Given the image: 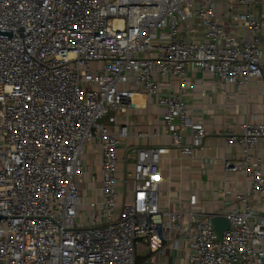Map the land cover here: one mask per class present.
<instances>
[{"label": "built area", "instance_id": "2783aa9c", "mask_svg": "<svg viewBox=\"0 0 264 264\" xmlns=\"http://www.w3.org/2000/svg\"><path fill=\"white\" fill-rule=\"evenodd\" d=\"M226 7L219 13L214 0H0V29L13 33L0 36V264H136L144 245L165 250L171 229L179 233L175 249L180 240L188 245V264H264V123L219 132L242 149L241 159H224L226 172L244 174L235 207L199 212L191 195L188 210L164 208L165 150L137 147L126 156L132 197L117 209L118 148L131 137L118 116L139 108L135 94L156 97L166 109V136L190 157L208 132L184 102L193 88L189 68L211 74L225 97L226 86L263 77L264 0ZM224 18L249 39L234 35ZM165 76L176 91L161 87L171 83ZM97 142L101 195L85 204V177L99 174L83 156ZM218 215L230 221L221 238L212 221Z\"/></svg>", "mask_w": 264, "mask_h": 264}, {"label": "crops", "instance_id": "0c3cea01", "mask_svg": "<svg viewBox=\"0 0 264 264\" xmlns=\"http://www.w3.org/2000/svg\"><path fill=\"white\" fill-rule=\"evenodd\" d=\"M219 13L227 12L228 0H214ZM223 22L230 31L241 40L249 39L246 28L231 23L227 18ZM264 55V36L261 46ZM188 79L193 88L184 98L185 105L195 119L204 122L208 132L203 147L196 149L190 157L181 154L179 148L172 145L170 137L166 136L163 115L166 109L157 104L156 97H145L135 94L134 102L137 108H131L124 114H119V123L127 124L131 137L121 141L118 152L120 159V183L118 210L124 199L132 197L134 183L124 182L127 171L133 167V162L126 160L131 149L137 147H156L164 149L161 160V204L172 211L188 210L191 195L197 196L195 209L203 213H221L237 205L236 195L245 188L242 172H226L224 159L239 160L242 149L237 145H229L220 131L240 132L244 122L264 123V75L253 79L248 85L237 88L226 86L228 95L225 97L221 90L223 85L211 74L189 68ZM171 83L163 84L162 88L177 90V83L169 76L163 78ZM138 132H145V136H137ZM190 137L185 143H190ZM258 155L264 167V139L258 146ZM101 146L93 143L86 147L83 164L96 170L99 179L93 181L85 177L82 196L86 204L91 199L101 195ZM183 225L188 224V218L181 219ZM179 233L174 230L165 232L168 242L163 251L152 252L147 245L142 246L136 253V264H188L189 248L184 240L179 241V250L175 249L171 241L177 239Z\"/></svg>", "mask_w": 264, "mask_h": 264}, {"label": "water", "instance_id": "95a60500", "mask_svg": "<svg viewBox=\"0 0 264 264\" xmlns=\"http://www.w3.org/2000/svg\"><path fill=\"white\" fill-rule=\"evenodd\" d=\"M11 29H0L1 37H12L13 33H11ZM213 225L217 231L218 236L221 238L224 231H226L230 226V221L222 215L215 216L213 218Z\"/></svg>", "mask_w": 264, "mask_h": 264}, {"label": "rangeland", "instance_id": "374dc122", "mask_svg": "<svg viewBox=\"0 0 264 264\" xmlns=\"http://www.w3.org/2000/svg\"><path fill=\"white\" fill-rule=\"evenodd\" d=\"M88 208L85 206L83 207V215H84V218H86L88 216ZM83 222H85V220H82Z\"/></svg>", "mask_w": 264, "mask_h": 264}]
</instances>
